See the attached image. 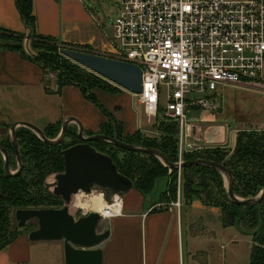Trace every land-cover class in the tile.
Wrapping results in <instances>:
<instances>
[{
    "label": "crops",
    "instance_id": "obj_1",
    "mask_svg": "<svg viewBox=\"0 0 264 264\" xmlns=\"http://www.w3.org/2000/svg\"><path fill=\"white\" fill-rule=\"evenodd\" d=\"M32 1L36 34L102 55L113 51L111 44L100 39L93 13L82 0ZM0 29L29 35L15 0H0ZM110 84L117 91L93 90L97 105L76 85L58 89L54 83L47 87V76L38 64L19 51L0 49V89L9 90L24 103L28 101L31 110L35 111V118L22 120L34 125L38 120H44V126L62 125L64 120L74 118L86 134H98L109 124L107 108L125 135L141 132L128 102V96L133 94ZM69 128L78 131L75 122ZM157 199L154 192L143 196L132 190L125 195L119 215L103 218L98 231L110 232L109 238L100 246L103 264L237 263L235 246L222 241L221 215L216 210L203 206L198 200L191 206L181 207L180 213L154 210ZM203 212L212 213L214 222L207 221ZM105 221L107 228L102 226ZM0 264H65L63 243L31 242L28 237H20L0 251Z\"/></svg>",
    "mask_w": 264,
    "mask_h": 264
},
{
    "label": "trees",
    "instance_id": "obj_2",
    "mask_svg": "<svg viewBox=\"0 0 264 264\" xmlns=\"http://www.w3.org/2000/svg\"><path fill=\"white\" fill-rule=\"evenodd\" d=\"M15 2L29 35L26 37V35L0 29V49L21 52L26 58L38 64L46 76H48L49 71L58 72V89L76 85L87 99L97 105L99 103L93 94V90L117 91V88H114L113 85L98 75L94 73L85 74L80 67L69 65L71 62L62 54V50L65 46H73L59 43L53 38H46L35 33L36 20L33 15L32 0H15ZM83 50L93 53L87 49ZM108 118H110L109 124L104 126L98 134L116 138L127 144L155 149L169 163L177 161L179 131L176 123L170 121L159 122L156 125L159 136L157 139L155 137L150 138L141 132L125 135L122 127L115 123L113 117L108 115ZM20 128L16 130V137L24 163L22 173L17 176H8L4 170L3 156L0 154V251L14 243L21 235H24L23 233L16 236L10 232L12 230L13 215L17 210L62 208L63 201L47 190L45 183L51 175L64 172L63 151L78 142L76 132H71L72 130L69 131V129L68 132H71L69 135L76 140L75 143L67 144L64 139L58 145H49L40 140L29 129ZM60 131L61 124H51L44 129L45 136L48 139L57 138ZM243 133L237 137L234 152L230 157L224 155L220 148H208L198 153L187 154L185 160H205L223 165L232 175L235 196L242 200H248L256 198L264 190V134ZM89 135H94V133H89ZM6 143L9 146V151L10 149L12 151L13 146L9 138L2 142V146L5 148ZM91 145L104 154L107 153H105L106 151L102 146L110 145L116 148L102 141L93 142ZM122 151L128 154L124 160L117 159L112 153L107 155L113 158L119 172L130 178L134 182V189L143 196L153 190L154 183L158 178L170 171L153 155ZM9 153H11L10 167L15 172L18 170V163L15 154L13 155V152ZM14 167H16V170H13ZM181 171L184 174L186 200L191 203L195 199L205 207L220 208L223 228L234 227L237 223L240 224L246 234L252 238L250 264H264V199L257 206L233 203L228 197V188L226 190L224 188L223 180L225 178L216 169L206 166H190ZM177 172L172 170L170 174L173 182L169 185L171 199L175 197L176 193L177 186L174 182ZM198 175L210 176L213 180H217L222 192L220 193L222 199L213 201L211 194L205 197L206 185L203 186L202 183L200 186L195 185ZM15 227L16 231L20 230L18 223Z\"/></svg>",
    "mask_w": 264,
    "mask_h": 264
},
{
    "label": "built area",
    "instance_id": "obj_3",
    "mask_svg": "<svg viewBox=\"0 0 264 264\" xmlns=\"http://www.w3.org/2000/svg\"><path fill=\"white\" fill-rule=\"evenodd\" d=\"M113 27V51L104 56L141 68L138 100L148 122L177 124L179 165L204 149L200 126L188 122L190 110L215 111L226 86L264 90V0H120ZM122 205L113 193L108 218ZM167 206L180 213L181 196ZM75 207L81 216L92 212Z\"/></svg>",
    "mask_w": 264,
    "mask_h": 264
},
{
    "label": "water",
    "instance_id": "obj_4",
    "mask_svg": "<svg viewBox=\"0 0 264 264\" xmlns=\"http://www.w3.org/2000/svg\"><path fill=\"white\" fill-rule=\"evenodd\" d=\"M62 54L133 95L138 96L142 93V70L137 65L74 49H63ZM74 122L80 126L77 132V138L80 142L63 151L65 170L56 176L55 183L52 186H48L53 188L54 196L62 199L66 206L60 209H28L15 212V219L19 228H24L32 220L37 222V229L28 235L31 242L54 241L63 243L65 264H103V250L100 246L110 236L109 230L102 233L98 231V227L103 220L99 213L91 212L87 216L77 218L71 214L70 204L73 197L81 193L88 194L94 189L125 195L133 190L135 186L130 178L119 172L111 156L98 151L91 145L93 142L102 141L128 152L153 155L170 170L179 171L190 166H206L216 169L226 179L228 197L236 204L257 206L264 199V190L253 199L242 200L236 197L233 191L232 175L221 164L205 160L185 161L181 165L169 163L155 149L127 144L116 138L101 134L88 136L81 124L74 118L64 120L60 134L54 140L48 139L44 131L34 124L23 122L13 124L10 133L18 170L16 172L11 170L9 154L0 147L5 160V173L8 176H17L24 169L16 137L18 128L29 129L46 144L58 145L66 138L69 125Z\"/></svg>",
    "mask_w": 264,
    "mask_h": 264
},
{
    "label": "rangeland",
    "instance_id": "obj_5",
    "mask_svg": "<svg viewBox=\"0 0 264 264\" xmlns=\"http://www.w3.org/2000/svg\"><path fill=\"white\" fill-rule=\"evenodd\" d=\"M82 2L93 13L94 24L97 27L96 29H99L100 39L104 40L108 44H111L113 48L112 45L114 42L113 24L119 13L120 0H82ZM27 36L28 34L26 35V37ZM63 49H74L79 51H85L83 49H77L66 46L63 47ZM68 60L71 62V64L69 65H71L72 67L78 66L82 69L83 72H85V74L88 75L93 74L92 72L80 66L79 64L71 61L70 59ZM47 74H48L47 87L54 86V83L56 84L59 83L58 72L56 73L53 71L51 72L49 71ZM263 76H264V70H263ZM10 91L13 92L16 90H10ZM0 94H5L4 96H0V144H2L3 140H7L9 136L11 140V133H10L11 126L15 123L23 122L24 120L22 119L25 118L34 119L35 111L31 110L28 101L25 100L26 103L22 102L20 99H18L17 96H15L14 93H9V90L0 89ZM138 99L139 98L136 95L130 94V96H128V102L131 105V111L133 112V116L136 119L137 129L150 138L155 137L158 139L159 136L157 133V128L154 125L155 122L154 121L152 123L148 122L147 116L144 113L142 105L139 104ZM216 102L218 107L215 111L192 109L187 114L188 122L191 124H196L201 128L200 129L201 141H202L201 147H204V149L220 148V151H222L224 155L230 157L234 152L237 137L241 133L254 132L258 134H264V90L262 88L251 85L226 86L219 92ZM100 105H102L101 102ZM162 105L165 108L166 103L162 101ZM102 107H104V105H102ZM105 110L107 113H109V115L112 116L111 110L107 108H105ZM162 113L163 112L160 111L159 118L163 117ZM107 120L110 121V118H108ZM23 123H30V122L24 121ZM44 125H45L44 120L37 121L36 126H38L41 129L43 128V131L46 127H48ZM79 128L80 126L78 124L77 129L79 130ZM71 130L72 129L69 128V131ZM75 130L73 129L71 132ZM71 132H68L65 138V143L67 144H72L76 142V140L70 137L69 133ZM102 148L106 151L105 153L107 154L112 153L114 157H116L117 159L124 160L125 158H127L128 154L118 148L111 147L110 145L102 146ZM13 170H16V167H14ZM171 173L172 170L168 171L166 175H163L160 178H158L154 183L153 190L149 192V194L154 192L155 196L158 197L157 200H159L158 203L155 204V207L153 205L154 210L156 209L159 210L160 208L166 210L168 207L167 204L174 202L179 195L182 198V207L191 206V204L193 203V202L190 203L188 200H186L185 181H184V174L182 173V171L177 172L176 180L174 182L177 186L176 193H175V197L171 199L170 196L171 194L169 193V185L173 183L172 179L170 178ZM57 175L58 174L51 175L45 183L46 189L49 190L51 193H53V195H54L53 188L52 187L49 188L48 186H52L55 183V178ZM201 178H203V180H201ZM225 180L226 179H224L223 181H224V188L226 190L227 183ZM201 183L203 186L206 185L205 187L206 192L204 193L205 197H207L208 194H211L213 201L222 199V197H220V193L222 192L220 191V187L217 180H213L212 177L210 176L205 175V177H203L201 175H198V177L196 178L195 185L200 186ZM161 189L162 190L164 189L165 191L161 193L162 191ZM133 190L140 193L136 189ZM92 192L95 196L89 197L88 195L82 193L81 198L84 199L88 197L89 199L100 198L99 197L100 190L94 189ZM149 194H147L146 196H148ZM125 195H120L122 201L125 199ZM112 199H113V193L111 192L109 196L106 195L104 201L108 202V204H111ZM193 201H195V199ZM76 202H77V195L73 197V200L70 204V212L73 216L77 218L81 216V214L79 213L78 209L75 207ZM212 210H216V212H218V214L221 215L220 208H213ZM203 215L206 216L207 221L214 222V217H213L214 215H212V213L203 212ZM106 222L107 221L102 223L103 228L108 227L107 226L108 224ZM16 223L17 221H15V215H13V223L11 226L12 230H10V232L12 234H15L16 236L24 233V235H21L20 237H28L30 231H34L38 227L37 222L35 220H32L29 223H27V225L24 228H20L19 231H16V227H15ZM240 226L241 225L237 223L234 227H230L227 229L222 228V241L226 245L232 244V247L235 246L237 253L236 264H250L251 252H252V238L248 236V234H246V232L244 231V228L242 226L240 228Z\"/></svg>",
    "mask_w": 264,
    "mask_h": 264
},
{
    "label": "bare ground",
    "instance_id": "obj_6",
    "mask_svg": "<svg viewBox=\"0 0 264 264\" xmlns=\"http://www.w3.org/2000/svg\"><path fill=\"white\" fill-rule=\"evenodd\" d=\"M100 198H81V194L77 195V204L78 207L83 208L84 210H89L93 212H98L102 214L105 218H108V204L102 199L101 196ZM121 208V203L118 205L112 206L111 209H113V213H119Z\"/></svg>",
    "mask_w": 264,
    "mask_h": 264
},
{
    "label": "flooded vegetation",
    "instance_id": "obj_7",
    "mask_svg": "<svg viewBox=\"0 0 264 264\" xmlns=\"http://www.w3.org/2000/svg\"><path fill=\"white\" fill-rule=\"evenodd\" d=\"M43 130V129H42ZM78 132V131H77ZM77 132H76V134H77ZM9 134V133H8ZM88 136H91V135H89V134H87ZM9 139H10V136H9ZM80 141L78 140V143H79ZM0 147L2 148V149H5L6 151H7V153L9 154V159H10V161H11V153H9V152H13V155H14V149L12 148V151H11V149H10V151H9V146H8V144L6 143V148L4 147V146H2V144H0ZM0 154L3 156V153L0 151ZM3 159H4V156H3ZM4 162H5V160H4ZM176 163V162H175ZM106 194H107V196H109V194H110V192L109 191H107L106 192ZM62 200V199H61ZM73 200V199H72ZM63 201V200H62ZM66 206V203L63 201V206H62V208L63 207H65Z\"/></svg>",
    "mask_w": 264,
    "mask_h": 264
}]
</instances>
